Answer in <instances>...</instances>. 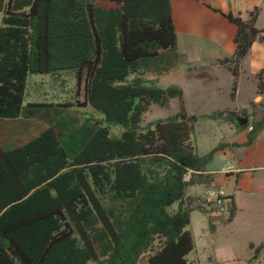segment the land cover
<instances>
[{
	"label": "trees",
	"instance_id": "1",
	"mask_svg": "<svg viewBox=\"0 0 264 264\" xmlns=\"http://www.w3.org/2000/svg\"><path fill=\"white\" fill-rule=\"evenodd\" d=\"M109 1L117 6L0 0V119L21 117L30 75L59 72L73 73L77 93L83 89L76 105L102 116L85 120L71 155L52 128L13 150L0 145V264H139L149 251L148 264H188L186 176L204 171L212 154L200 157L191 146L198 118L186 114L182 89L137 75L143 59L177 46L171 1ZM229 19L238 26L237 75L259 30L256 15ZM263 76L264 69L260 91ZM172 98L180 113L141 126L152 104L167 107Z\"/></svg>",
	"mask_w": 264,
	"mask_h": 264
},
{
	"label": "crops",
	"instance_id": "2",
	"mask_svg": "<svg viewBox=\"0 0 264 264\" xmlns=\"http://www.w3.org/2000/svg\"><path fill=\"white\" fill-rule=\"evenodd\" d=\"M170 1L177 46L143 59L137 75L159 88L177 86L182 89L186 114L198 118L191 134V146L200 157L212 154L204 171L191 172L186 179L190 183L181 205L190 211L186 229L193 238L187 263L264 264V240L260 238H250L246 242L243 257L232 242L216 245V238L232 223L225 222L226 216L235 217V213L237 216L238 209L230 214L229 207L224 205L208 219L196 212L197 200L212 185L223 188L228 197L226 202L230 200L234 206L237 198L245 197L255 202L263 193L264 124L256 132L249 127L264 120V89L259 90V73L264 69V42L260 39L264 37V0ZM230 15L244 22L256 15L254 26L259 30L250 50L238 63L237 75L232 71L231 60L237 50L238 26L229 19ZM73 76L71 72L29 76L21 117L0 119V145L4 150L19 148L48 128L54 129L68 154L73 153L72 147H79L85 120L102 116L91 106L78 107L76 102L80 98L65 99L60 79H67L70 85L75 82ZM162 110L171 113L155 117ZM180 112L178 98H172L167 107L152 104L144 113L141 126L175 117ZM240 117L248 119L247 127L239 125ZM211 131L221 134L220 143H216L214 149L211 145L205 149L207 145L203 143L197 146L194 140L199 139L198 135ZM179 208L180 203H175L169 211L176 213ZM155 244L158 250L161 243L157 240ZM153 253H146L139 264H148Z\"/></svg>",
	"mask_w": 264,
	"mask_h": 264
},
{
	"label": "rangeland",
	"instance_id": "3",
	"mask_svg": "<svg viewBox=\"0 0 264 264\" xmlns=\"http://www.w3.org/2000/svg\"><path fill=\"white\" fill-rule=\"evenodd\" d=\"M95 4L98 6L104 7V8L117 6L115 2L109 1V0H95ZM1 20H2V16L0 14V25H1ZM42 76H46V75H39V74L32 75V77H42ZM60 76L61 75L58 76V80H59ZM47 77H49V76H47ZM132 78H133V76H132ZM60 80L63 83L62 88L64 89V93H63L64 95L63 96L65 97V99L73 100L75 98L76 99L80 98V100H79L80 102L82 100L84 101L83 89L80 91L79 94L77 93L76 78L74 76H73V80L75 82L71 83L70 85L67 84L68 83L67 79H60ZM58 86H60V85H58ZM65 89L68 90L67 93H65V91H66ZM169 113H171V112L162 110L155 117L167 116ZM120 131L121 130L119 128H115L113 130V134L118 135L120 133ZM198 136H199V139L194 140V142H196L197 146L198 145L200 146L202 143H203L202 144L203 146L207 145L205 147V149H207V147H209L210 145L214 149L216 143L219 144L220 143L219 141L222 140V139L218 138L221 136V134L216 132V131L200 133ZM213 136H215L214 139L212 138ZM217 146H219V145H217ZM198 150L200 151L199 147H198ZM209 155H211V153ZM262 191H263L262 196L260 198L255 199V202L251 201V200H249V198L247 199L245 197L237 198L236 202L234 200V203H236L237 208H236V206L233 205V203L230 202V200H229V202H226L225 205H227L229 207L230 214H232V211H235L236 209H238V210H236L237 216H236V213H235L236 218L233 215L226 216L225 222H228V223L232 222V223L229 224L228 228H226L224 231H222L219 234V237L216 238V245H222V244L228 243V241L232 242V246L238 250L237 253L240 255V257H243V254L245 252L244 246H246V242L250 238L257 237V238L264 240V188ZM200 196H202V195H200ZM227 199H228V197H227ZM104 204L108 205V201L105 200ZM196 210L195 211L198 212L197 214H200V216H203L207 219L214 214V212L211 214L208 212H201L199 209H196ZM214 239L215 238H213V240ZM155 246H156V244H154V248H155ZM89 264H97V263L90 262Z\"/></svg>",
	"mask_w": 264,
	"mask_h": 264
},
{
	"label": "built area",
	"instance_id": "4",
	"mask_svg": "<svg viewBox=\"0 0 264 264\" xmlns=\"http://www.w3.org/2000/svg\"><path fill=\"white\" fill-rule=\"evenodd\" d=\"M251 1V0H246ZM253 125H250L249 130L253 131ZM191 172H189L190 174ZM188 176V175H187ZM186 176V179H187ZM227 200V194L221 187L210 186L207 188L204 196L199 198L196 202V207L201 212L213 213L217 209L223 207Z\"/></svg>",
	"mask_w": 264,
	"mask_h": 264
},
{
	"label": "water",
	"instance_id": "5",
	"mask_svg": "<svg viewBox=\"0 0 264 264\" xmlns=\"http://www.w3.org/2000/svg\"><path fill=\"white\" fill-rule=\"evenodd\" d=\"M248 124V119L246 117H240L239 118V125L240 126H246Z\"/></svg>",
	"mask_w": 264,
	"mask_h": 264
}]
</instances>
